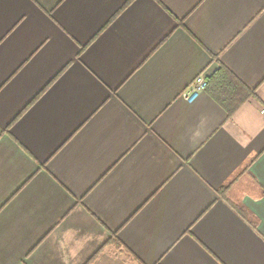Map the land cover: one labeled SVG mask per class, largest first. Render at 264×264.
I'll return each mask as SVG.
<instances>
[{
    "label": "crops",
    "instance_id": "crops-1",
    "mask_svg": "<svg viewBox=\"0 0 264 264\" xmlns=\"http://www.w3.org/2000/svg\"><path fill=\"white\" fill-rule=\"evenodd\" d=\"M263 108L264 0H0V264H264Z\"/></svg>",
    "mask_w": 264,
    "mask_h": 264
},
{
    "label": "trees",
    "instance_id": "trees-1",
    "mask_svg": "<svg viewBox=\"0 0 264 264\" xmlns=\"http://www.w3.org/2000/svg\"><path fill=\"white\" fill-rule=\"evenodd\" d=\"M207 81L206 89L227 110L229 115H232L252 94V91L225 65H221Z\"/></svg>",
    "mask_w": 264,
    "mask_h": 264
},
{
    "label": "built area",
    "instance_id": "built-area-1",
    "mask_svg": "<svg viewBox=\"0 0 264 264\" xmlns=\"http://www.w3.org/2000/svg\"><path fill=\"white\" fill-rule=\"evenodd\" d=\"M208 81L206 73L203 71L196 76V78L189 84L184 92V96L188 100H193L200 92L207 88ZM264 114V108L262 109Z\"/></svg>",
    "mask_w": 264,
    "mask_h": 264
}]
</instances>
